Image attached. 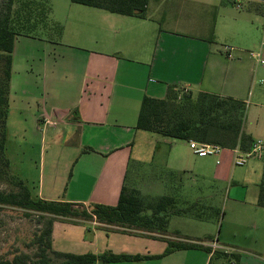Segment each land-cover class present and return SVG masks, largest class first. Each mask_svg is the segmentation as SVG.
I'll return each mask as SVG.
<instances>
[{"label": "crops", "instance_id": "0c3cea01", "mask_svg": "<svg viewBox=\"0 0 264 264\" xmlns=\"http://www.w3.org/2000/svg\"><path fill=\"white\" fill-rule=\"evenodd\" d=\"M237 1L240 8L235 6ZM67 10L60 21L51 18L62 26L60 36L39 39L37 44L40 58L45 53L54 57L48 96V86L42 78L36 82L35 93H20L14 87L16 43L20 38H30L18 37L13 52L9 107L15 96L27 99L28 108L36 105L38 110L32 118L37 127L53 135L51 152L54 154L60 147L67 150L63 172L64 177L70 172V177L62 195L54 183L46 194L36 190L35 195L85 206H114L126 185L148 196L158 190L160 195L176 190L181 199L217 208L213 205L221 194L217 183H227L223 203L228 215L213 242L229 248L232 252L228 257L222 250L207 252L205 248H210V243L206 242L204 249L103 264H264V208L256 205L260 180L252 184L247 176L238 175L232 152L221 151V158L214 157L216 167H211L208 157L213 156L197 157L188 141L135 128L143 97L163 98L167 87L174 85L192 94L207 93L246 102L248 114L243 131L254 140H264V66L248 57V52L264 41V0H149L145 18L73 3ZM52 13L51 8L50 17ZM222 35L226 37L224 45L218 43ZM225 46L234 49L230 57L224 53ZM39 60L40 70L44 71L45 62ZM250 114L256 117L254 126L248 124ZM201 178L213 181L204 185L205 197L195 196L190 188L184 190L187 180ZM60 218L63 220L53 223L54 249L96 255H160L168 240L201 244L196 241L198 226L175 218L208 223L207 236L216 232L220 222L215 218L200 221L172 216L166 235H162L94 219ZM77 227L82 229L83 249L56 248V239L67 229Z\"/></svg>", "mask_w": 264, "mask_h": 264}, {"label": "trees", "instance_id": "16d2710c", "mask_svg": "<svg viewBox=\"0 0 264 264\" xmlns=\"http://www.w3.org/2000/svg\"><path fill=\"white\" fill-rule=\"evenodd\" d=\"M70 1L111 14L137 18L146 17L149 3V0ZM15 3L18 7L13 9ZM50 13V0H7L5 8L0 10V176L18 187L16 191H0V206L17 207L35 213L38 215L37 222L43 224L34 241L37 251L33 258L19 253L11 259L0 258V264H55L48 252L61 260L56 264H103L160 258L177 250L204 249L205 247L198 243L172 240L167 241V247L160 255L74 254L54 249L52 231L57 217L94 219L106 225L166 235L170 217L184 216L209 221L212 219L211 214L217 212V208L181 199L176 195V190L170 194L151 197L142 195L136 188L126 185L122 186L114 206H85L79 203L45 200L38 198L21 178L12 173L5 141L15 42L18 37L48 40L44 35L53 29L56 30V37H59L62 26L51 20ZM245 112L246 105L240 100L207 93L192 94L178 86L170 85L163 98L143 97L135 128L166 138L213 144L224 149L238 147L242 152H247L254 139L243 131ZM256 205L264 208V173L258 185ZM205 250L211 252L210 248ZM223 256L228 257L229 254L225 253Z\"/></svg>", "mask_w": 264, "mask_h": 264}, {"label": "rangeland", "instance_id": "374dc122", "mask_svg": "<svg viewBox=\"0 0 264 264\" xmlns=\"http://www.w3.org/2000/svg\"><path fill=\"white\" fill-rule=\"evenodd\" d=\"M7 0H0V10L5 8ZM71 4L70 0H50L51 8L53 12L50 18H55L58 21L63 19L67 14V6ZM18 5L15 3L13 9H16ZM46 38L53 39L56 38V30L53 29L44 35ZM225 35L219 37V44L224 45ZM23 42H30V45H23ZM39 39H23L20 38L16 43L17 52V67L16 75L14 78V87L20 93H35L36 82L41 78L45 79V83L48 86L45 90V94L49 95V80L52 76L51 66L52 59L54 57L49 56L47 53L44 57L40 58L37 50V44ZM37 50V51H36ZM45 62L44 71L40 70L41 62ZM44 66V64H43ZM65 77V76H64ZM27 83V84H25ZM27 85V86H26ZM71 90L72 86L70 85ZM70 89V88H69ZM27 99L15 96L10 100V107L8 109V116L6 121V152L7 157L11 161L10 169L12 173L21 178L25 185L28 186L33 193L36 190H43L46 194L49 188H53V183L55 184V189H59L60 195H62L65 186L68 183L69 174L64 177V167H66L65 155L67 150L60 147L54 154L51 152L52 147L50 143L51 135L50 131L42 129L40 126L37 127L34 119L32 118V113L37 109L27 107ZM246 105V102H244ZM248 105H246L247 113ZM256 123V117L253 114L249 115L248 124L254 126ZM223 154L228 152L232 155L231 149H223ZM212 156V155H210ZM213 156L208 157L212 161L211 167H216L215 160ZM221 158V155H217ZM218 158V160H219ZM71 165V164H70ZM13 166V168H12ZM1 167V164H0ZM15 169L16 173L14 172ZM236 173L241 177L247 176L249 183L259 182L262 178V173H264V158L250 157L245 160L244 164L234 166ZM162 181V180H160ZM208 178L204 179H193L191 182L188 180L185 182L184 190L187 191L189 188L191 191H195V196L205 197L207 193L206 183L211 184ZM221 190V194L215 198L217 212L211 214L212 219H219L220 222L216 228L215 233L209 235L205 228H208V223L198 222L193 219L185 218H175L177 222H187L193 226H198L195 233L196 239L200 243L217 241L218 233H220L221 225L224 228L226 216L228 215V209L225 208L223 203V197L225 188L228 190L227 183H217ZM18 187L10 180L3 176H0V191L9 192L16 191ZM160 191V190H158ZM157 192L150 193L151 196L157 197L160 195ZM184 191V193H186ZM162 193V192H161ZM183 195V194H182ZM227 211V212H226ZM225 212V214H223ZM205 214V213H204ZM37 214L25 211L17 207L10 206H0V258L11 259L13 255L24 253L33 258L37 251V246L34 244L36 236L40 233L43 224L37 222ZM69 219V218H68ZM55 220H63L60 217L55 218ZM70 220H74L71 219ZM70 220H64L65 222H73ZM80 220V219H78ZM82 229L80 227L74 230L67 229L63 232V236L56 239V248H60L64 251H81L83 249L81 242ZM49 257L53 263H59L61 260L57 259L51 252H48Z\"/></svg>", "mask_w": 264, "mask_h": 264}, {"label": "built area", "instance_id": "2783aa9c", "mask_svg": "<svg viewBox=\"0 0 264 264\" xmlns=\"http://www.w3.org/2000/svg\"><path fill=\"white\" fill-rule=\"evenodd\" d=\"M236 8L241 7V3L239 1L235 4ZM224 53L230 57L232 51L234 50L230 46L223 47ZM248 57L256 62L258 65L264 66V41H262L259 47L256 50H252L248 52ZM189 148L193 152L194 155L197 157H206V156H216L218 155L223 148L213 144H203L198 143L196 141H189L188 142ZM233 153V163L234 165H241L245 163V160L250 157H264V140L256 139L254 140L251 148L247 152H242L238 147L231 149ZM218 163V161H217ZM203 245V243H201ZM211 251L215 250H222L226 254H231V250L226 247H222L218 245L216 242H212L209 245Z\"/></svg>", "mask_w": 264, "mask_h": 264}]
</instances>
